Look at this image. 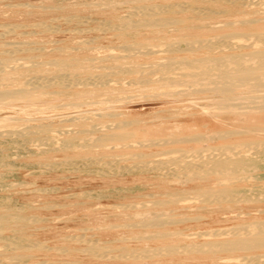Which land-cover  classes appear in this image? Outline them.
Listing matches in <instances>:
<instances>
[{"label": "bare ground", "instance_id": "bare-ground-1", "mask_svg": "<svg viewBox=\"0 0 264 264\" xmlns=\"http://www.w3.org/2000/svg\"><path fill=\"white\" fill-rule=\"evenodd\" d=\"M10 1L11 0H0V4L3 3L4 8H7L3 13H10L15 16L16 13L19 12H29L26 7L27 5ZM90 5L87 2H82L78 6L88 7ZM56 7L60 9L62 7L68 8V3L57 5ZM175 8L176 7L172 5L133 7L127 15H117L120 23L115 28L125 33L128 32L132 34L134 32L138 35H141L143 31L154 32L174 29L175 26L184 25L183 20L174 16H168V14H174L176 12ZM183 10L184 8L179 7L180 12L185 11ZM67 17L65 21L69 24L70 22L77 21L79 16L71 15ZM86 22L88 21H85V23ZM59 23V25L62 24L61 22ZM70 24L69 26H71ZM29 27H33V30L25 31V28ZM50 27L52 26L45 24V22H36L33 24H24L17 21L0 23V107L36 106V108L32 110V113L29 114L31 119H37L35 121L36 123H32V125L29 124L30 126L26 128L21 127V130L20 128H18L19 130H13V134L15 135L11 136L22 138L24 141H29V143L34 140H45V142L53 140L55 136L50 135L51 132L54 131L52 125L56 124L58 126V124L55 122H41L39 120L42 119L38 117L37 114L44 113L45 110L62 109V107L65 108L67 106L69 108L70 105L105 104L107 101H102L100 99L91 101L92 99L90 100V98L94 100V97L91 95L90 98L85 100L73 101L60 105L55 102L57 99L56 97V99L50 100H43L44 98L65 94L71 96L75 95V97H77V92H74V90H94L99 86L106 87L109 85L114 86L115 84L119 86V89H122L125 87L122 81L125 80L128 74H137L133 81H129L133 83V86L136 84L153 89L156 88L157 85H160V87L166 88L165 92L154 93L148 96L163 99L171 98V100L175 101V104H177L176 101L178 102V100L185 95L205 94L206 96L200 98H209L214 104L212 111H201L198 113L189 111L176 112L174 110L172 111V109L164 112H156L154 115L156 118L155 121H159V123L164 125H171L167 133L164 131L163 133L156 134L168 136L161 137L158 140H130L128 143L125 142L117 147V149H137L139 147L163 145L183 147L186 151L184 150L175 155L172 154L171 151H167L166 155L163 156L161 155V150L159 153L156 152L157 154L154 153L155 155L152 153L155 157L159 156L158 158L149 160L145 158H151L153 155L147 154L146 152L142 153L136 151L134 153L132 152L130 155H115L113 159H116V162L117 160L135 161V164H133L135 167L144 169L147 173H153L154 176L164 179L165 183L161 185V187H164V190L158 193L161 195V198H156L157 196L152 194L151 196L155 197H153L152 200H150V196L148 202L135 204L126 203L122 205L121 210H117L115 205H109L104 208L106 210L105 213H102L104 216L95 214L96 210L89 207L86 202L73 204L72 206H79L78 210L85 213L83 216L88 223L93 225L94 223L98 224L96 228H74L75 230L64 231L61 237L53 240L47 233L64 228L60 223L56 222V216L50 215L49 213V217L46 219H50V217L54 216L53 221L50 219L51 223L48 226H41L40 223L43 221L41 215L31 216V214H28L27 208L32 209L30 205H28V207L23 204V206H18L13 204V201L8 202L5 198L0 199V245L4 247V249L0 250V257L1 260L2 258L6 260L0 261V264H159L155 261L167 257H178L181 258L182 264H189L187 261L188 258L204 254L211 255L214 258H218V256L221 255L230 257L232 260L229 261L228 264H264V210L260 211L259 218L230 228H223L221 226L230 222V220H236V217L229 216L228 219L230 220H225L224 222L221 221L220 216V213L224 211L225 213H232L233 211L236 212L235 210H239L242 211L239 216H243L242 213H244L248 217L250 213H247L244 209H248L252 204L256 205V203H261L264 200L263 190L259 192L251 190L243 191L239 188L237 190L236 188L234 189V187H225L224 184L226 180L225 182L223 181L225 177H231L232 179L230 180H232L234 184L238 178L237 175H242L241 173L247 170H252L256 167H260L264 170V141L243 142L237 146L238 148H242V150L247 147H252L251 149L254 148V153H252L254 154L253 158L243 156L239 150H237L236 146L229 148L217 146L201 148L199 146V143L205 141L212 143L213 141H217L219 143L222 139H230L237 133L249 130H256L264 135V128H255L256 125H264V123H258L253 120L251 122L235 123L233 121L228 122L226 121L228 119L225 118L234 114L244 115L250 113L254 116L259 115V117L260 114H264V94L249 99V101H247V99L246 102H243L242 106L238 103L234 104L231 102L234 96L240 94L251 96L256 92H264V35L253 36L254 38L249 39V42L241 45L238 44V41L234 40L238 37L224 35L219 41L216 39V42L213 40L205 42L202 40H188L185 47L178 44H167L168 46H164V48L143 46L141 44L144 43L142 42L144 39L139 38L132 41L129 46L120 47L122 54L104 57L101 60H124L132 58L137 60L142 57H155L157 55L162 56L161 59L148 63L147 66L137 61H132L127 66L104 65L105 67L101 69V72L94 74L91 72L93 69H91L90 66L93 59L80 55L82 52L90 51L91 47L88 44L91 43L92 40L89 42L84 39L85 41L83 40V43H80V45L78 43L77 46L74 47H66V45L65 47L56 48L55 50H57V52L61 51L68 53L65 58L56 57V59H51V57L45 58L47 52L44 51L45 48L39 46L38 43L29 42L27 40H8V37L13 35L16 37H25L26 35L49 32L51 30ZM37 28L38 30H35ZM103 28H101V30ZM56 29H58V27ZM108 29L113 30L112 27ZM84 31L81 32L83 33ZM210 52L213 54H201ZM196 54H201L202 56L197 58L195 56L190 57V55ZM54 57L55 56H53V58ZM37 70L44 74L50 71L59 72L52 76L42 74L33 78L26 77L28 72ZM155 75H157L156 78L154 77ZM11 85H13V87H11ZM192 85H197V87H191ZM182 86L186 87L178 88ZM52 88H58L59 90L58 92H53ZM239 107L244 110L239 111ZM201 115L204 117H200ZM99 116L101 118L103 117V119L106 117H109V119L115 117L116 119H113L114 122L112 124L100 127L98 126L100 123L88 124L86 122L89 120L88 118L80 116L71 118L70 120L72 121L85 122L87 126L84 125L86 127H82V129L78 131H70L66 130V128L61 129L60 133L58 132L57 134H62L59 135L62 137L58 139L61 140L60 142H62L63 147L66 149L72 148L77 145L79 139H83L84 146L89 147L90 144L87 143L88 139L84 137H93L94 141H91L93 142V146L102 148L103 150L107 148L113 150L114 146H107L109 141L121 138L120 135H123L126 129L131 128V126L138 122H144L141 119H125L121 113L106 112V114H100ZM188 116H196L198 119L188 120L186 119ZM96 120L94 119V121ZM7 121L8 117L0 115V122ZM67 122L68 121L65 123ZM57 131H59V128ZM1 132L0 139H3L5 135ZM10 132H12V130ZM151 134L152 133L149 135ZM7 136L11 138L9 134ZM105 161L108 160L105 159ZM76 165L78 164L76 163ZM90 165L91 163H87V167ZM110 167L112 168V165ZM115 167L116 166L113 168ZM130 168L131 167H129V169ZM122 169L123 168H121V171ZM99 171L101 170H98V172ZM103 173L107 172H102V174ZM107 174L110 175V173ZM243 176L248 175L243 174ZM178 181H185L187 185L186 189L181 190L175 187ZM2 188H4V186ZM187 198L194 200V202L179 208L180 201H184ZM67 206H71V204H67L66 207ZM177 206L178 208L176 209L175 207ZM53 207L48 206L46 209L50 210ZM61 207L65 208V205H61ZM130 210L132 212H128ZM203 217H206V219H203ZM113 221L117 222L114 223ZM181 224H189L198 229H173V227H178ZM200 227H205L207 230H202ZM92 229L99 230L100 234H90ZM188 229L192 230L188 231ZM120 232H125V234L128 235L127 240L130 242L140 241L148 243V245L135 246L127 243L121 244L123 240L121 235L119 236ZM87 233L89 237L86 235ZM109 235L110 238H107ZM195 238L197 241L192 242ZM149 242H154V244L149 245ZM155 242H158V244H155ZM55 255H68L69 258L64 260L57 258L53 259ZM77 256L81 258L78 259L76 258ZM26 259H31V262H26ZM197 264L206 263L199 262Z\"/></svg>", "mask_w": 264, "mask_h": 264}, {"label": "rangeland", "instance_id": "rangeland-1", "mask_svg": "<svg viewBox=\"0 0 264 264\" xmlns=\"http://www.w3.org/2000/svg\"><path fill=\"white\" fill-rule=\"evenodd\" d=\"M11 1H13V3L17 2V3L27 5L26 7L28 8L29 12L16 13L15 16L17 15L19 16L20 14L22 16L20 15L19 17L18 16L15 17L10 13H7V14L3 13L7 8L6 7L4 8L3 3H1L0 4V23H10V22L17 21V22L24 23V24H33L36 22H45V24L51 25L52 27H50L51 30L49 32H43L41 34L40 33H37L35 35L31 34L28 36L26 35L25 37H19V36L16 37L15 35H13V36L8 37L9 41L27 40L29 42L38 43L39 46L44 47L45 48L44 51L47 52V55L45 56V58L51 57V59H56V57L65 58L68 55V53L66 52H61V51L57 52V50H55L56 48L65 47L66 45H67L66 47H74V46H77L78 43L79 45L80 43H83L84 39L89 42L90 40H92L91 43H89L88 45L93 50L90 48V51H87V52L85 51L86 53L82 52V54L80 55L91 57V59H93L90 66H91V69H93L91 70V72H93L94 74L101 72L102 71L101 69H103L105 66H111V65H126L127 66L132 61H137L147 66L148 63L160 60L162 57L160 55H157L155 57H142L137 60L136 59L134 60V58L124 59V60L110 59L108 61L101 60L104 57H111L112 55L122 54L120 47L129 46L132 41H135L139 38L144 39L142 40V42L144 43L141 44L143 46L145 45V46L154 47V48L155 47L164 48V46L166 47L169 44H174V45L178 44V45H181L182 47H185L186 42L188 40H202L204 42L213 40L216 42V39L217 41H219L220 39L224 37V35L225 36L228 35L229 37H238L237 39H234V40L238 41L239 42L238 44L241 45V44H245L246 42H249L250 41L249 39L254 38L253 36L264 35V0H11ZM82 2H87L89 3V5L90 4L91 5L88 7L78 6ZM64 3H68V8L62 7L60 9L56 7L57 5H62ZM151 5H163V6L172 5L176 7L175 8L176 12L174 14H168V16H174L178 19L183 20L184 25H179L180 27L175 26L176 28L174 27V29L172 28V29H167V30H160L161 32L154 31L155 33L152 31H146V32L143 31L142 32L143 34L141 33V35L135 34L134 32L132 34L127 32L128 33L127 34L115 28L120 23V21H118V16L127 15L128 12L133 9V7L151 6ZM179 7L184 8L185 11L183 10L184 12L182 11L180 12ZM71 15H75L79 17L77 21H73L72 23L70 22L71 24L70 23L69 24L71 26H69L68 22L65 21V18ZM85 21H88V22L85 23ZM59 22H61L62 24L59 25L60 24ZM57 27L58 29H56ZM109 27H112L113 30L111 29L109 30L108 29ZM101 28L103 29L101 30ZM30 30H33V27L25 28V31H30ZM35 30H38V28ZM81 31H84V32L82 33ZM240 40H243V41H240ZM51 44L53 45L58 44V45L53 46ZM201 54L211 55L213 53L210 52V53H201ZM201 54L190 55V57L195 56L197 58L199 56H202ZM52 55L55 57L53 58ZM57 72L59 71H52V72L50 71L48 73L45 72L46 74H44V73H41V71L39 72L38 70L30 71L26 74V77L33 78L35 76H40L42 74L46 76L47 75L52 76L53 74ZM127 76L125 80L122 81V83L124 82L123 84L125 85V87H123L122 89L121 88L119 89L118 88L119 86L115 84L114 86L113 85L106 86L107 88L99 86L97 89H94V90L92 89L91 90H87V89L74 90V92H77V95H76L77 97H75V95L71 96L69 94H65V95L53 96V97L48 96V98H44L43 100H50V99L57 98L55 102L60 105L71 103L73 101L85 100V99L90 98L91 95L94 97V100L93 98H90V100L92 99L91 101H95L97 99H100L102 101H107L105 102V104L96 103L97 105L96 104L79 105V106L70 105L69 108L67 106L65 108L62 107V109L60 108V109L47 110V111L45 110L44 113L37 114V116L42 119L39 121L55 122L59 126L58 127L56 124L52 125V129H54V131H52L50 135H53L55 137H53L54 138L53 140H49L48 142L46 141L47 143L45 142V140H34V141H30L31 143H29V141L28 142L27 140L24 141V139L22 138H16L14 136H11V135H15L13 134V130H19L18 128H20L21 130L22 129L21 127L26 128L30 126L29 124L32 125V123L33 124L36 123L35 121L37 119L35 120L31 119L29 115L30 113H32V110L36 108V106L0 107V115L4 117H8L7 122H0V132L2 131L1 133L5 135L3 136L4 137L3 139H0V163H2L0 164V176H2L0 177L1 178L0 179V188H1L0 189V199L5 198L7 199L8 202L13 201L12 203L18 206L27 205L28 207V205H30L32 209L26 207L28 209L27 210L28 214H31V216L41 215V218L43 219V221L40 223L41 226H48L51 223L50 219L53 221L54 216H56V219H55L56 222L60 223V225L63 226L64 228L56 229L54 231H50L47 233L53 240H56L58 237H61L64 234V231L75 230L74 228H78V227L96 228L98 227V224L94 223L93 225L91 223H88L84 219V216H83V214L85 213H83V211L78 210L79 206L78 207L72 206L73 204H79L82 202H86L88 203L89 207L94 208L96 210L95 214L104 216V214H102V213H105L106 211L104 208L108 207L109 205H113V206L115 205L117 207V210H121L122 205L126 203L135 204V203H140V202H148L149 197L152 194L157 196L156 198H161L160 197L161 195H159L158 193H161L164 190V187H161V185L165 183L164 179L154 176L153 173H150V172L147 173V171H145L144 169L135 167L133 165L135 164V161H132V160L131 161H128V160L118 161L117 160L116 162V159H113V158L115 157V155H118V154H119L118 156L130 155L132 152L134 153L136 151L142 152V153L146 152L147 154L153 155L154 153L156 152L159 153L162 150L161 155L163 156L166 155L167 151H171L172 154L175 155V154H178L179 152H183L184 150L186 151V149H184L183 147H179V146H163V145L139 147L137 149H134V148L133 149H121V148L117 149V147L120 146L121 144H124L125 142L128 143L130 140H137V139L158 140L161 137L168 136V135H157L156 134V133H163L164 131L165 133H167L169 126L171 127V125H164V124L159 123V121H155L156 118L154 117V115L156 112H160V111L164 112L170 109L176 112L189 111V112H196V113L201 112V111H212L214 102L209 98L207 99L200 98V97L206 96L205 94H202V95L201 94L199 95L188 94V95L183 96L180 100H178V102L176 101L177 104H175V101L171 100V98L163 99V98L148 96L154 93H160L163 91L165 92L166 88L160 87V85H157L156 87L157 89L156 88L149 89L146 86L136 85V84L133 86V83H130L129 81L131 80L133 81L136 78L137 74L136 75L128 74ZM154 77L156 78L157 75H155ZM11 87H13V85H11ZM185 87L186 86H182L178 88H185ZM191 87H197V85H192ZM58 90H59L58 88H52L53 92H58ZM263 94L264 92H260V93L256 92L255 94H252L251 96L246 95V94L244 95L240 94V95L234 96V99H232L231 102L234 104L238 103L240 106H242L243 102H246L247 99H248L247 101H249V99L259 97L260 95H263ZM238 110L243 111L244 109L239 107ZM106 112L107 113H121L123 114V117H125V119H133V120L141 119L144 122L143 123L138 122L134 124L133 126H131V128L126 129L124 131V134L120 135L121 138H117L112 141H109L107 143V146L108 147L114 146L113 150H110L107 148V149H104L105 150L104 151L102 148L93 146V142H91V141H94L93 137H84L85 139H88L87 143L90 144L89 147L84 146L83 139H79V141H77V145L73 146L72 148L66 149L63 147L62 142H60L61 140L58 139L59 137H62V136H59L62 134H57L58 132L60 133L61 129L66 128V130L78 131L79 129H82V127L85 128L87 126L86 125L87 123L88 124H93V123L99 124L100 123L98 125L100 127H104L105 125H110L116 119L115 117H112L110 119L109 117L108 118L106 117L103 119V117L101 118L99 116L100 114H106ZM76 116H80V117L88 118L89 120L90 119L92 120L90 121L87 120L86 121L87 123L76 122V121L70 120L71 118H74ZM200 117H204V116L201 115ZM258 117L259 115L254 116L253 114L247 113L244 115L234 114L231 116H227L225 118L228 119L226 121L228 122L233 121L235 123H244L247 121L251 122L252 120L258 123H264V114L263 115L260 114V117L259 118ZM117 118H120V117H117ZM195 118L196 120L198 119V117L196 116L186 117V119L188 120H194ZM94 119L95 120L97 119V120L94 121ZM11 120H15L16 122L11 121ZM59 120H63V121L57 122ZM69 120L71 123L69 122ZM66 121L68 122L65 123ZM58 128H59V131H57ZM255 128H264V125H256ZM11 130L12 132H10ZM150 133L152 134L149 135ZM8 134L10 135L11 138L7 136ZM251 141H261L262 142L264 141V135L259 131L249 130L246 132L237 133L233 135V137L230 139H227V138L222 139L219 143L217 141H213V143L205 141V142L199 143V146L201 148H207L210 146L229 148L233 146L237 147L243 142H251ZM249 148L250 147L243 148V150H245L243 151L242 148L237 147V150H239V152L243 156H247V158H253L254 154L252 153H254L253 151L254 148L253 149H251L252 147L250 149ZM87 149L89 150V152ZM154 155L151 156V158L149 157L145 159L149 160V159L159 157V156L155 157ZM105 159L108 161H105ZM76 163L78 165H76ZM87 163H91V165L87 167ZM111 165H112V168L114 166L116 167L112 169L110 167ZM129 167L131 168L129 169ZM121 168H123L122 171H121ZM98 170H101V171L98 172ZM102 172L110 173V175L107 173L102 174ZM142 173H145V174H142ZM241 174L242 175L239 174L240 176L237 175L238 178L236 179V182H234V184L232 180H230L232 179L231 177H225L223 179L224 182L226 180V183L224 184V186L234 187V189L236 188L237 190L239 188L240 190H243V191H249V190L258 191V192L261 190L264 191V170L262 168L256 167L252 170H247ZM243 174L248 175V176H243ZM3 186L4 188H2ZM175 187L183 190V189H186L187 185L185 181H182V182L178 181V183L175 184ZM153 197L154 196H151L150 200H152ZM187 199H185L184 201L181 200L183 202L180 201L179 208L184 205L187 206L188 204L194 202V200H191L190 198H187ZM67 204H71V206L66 207ZM61 205H65V208L61 207ZM45 206L46 207L51 206L53 208L50 210H47ZM37 207H39L40 209ZM175 208L177 209L178 206ZM244 210L247 211V213H250V215L248 214V217L244 213H242L243 216H239V214L242 212L239 210H235L236 212L233 211L232 213L231 212L225 213V211L221 212L220 213L221 221L225 222V220H230L228 219L229 216L236 217V220H237V221L230 220V222L223 224V226L221 227L223 228L235 227V226L241 225V223L250 222V221H253L259 218L260 211L264 210V200L261 203H256V205L252 204L251 207L249 206L248 209H244ZM128 212H132V211L130 210ZM49 213L50 215H54V216L50 217V219H46L47 217H49L48 215ZM203 219H206V217H203ZM113 222L115 223L117 221H113ZM85 223L88 225H86ZM181 228L198 229L189 224H181L178 227H173V229H181ZM201 229L207 230V228L205 227ZM190 230L192 229H188V231ZM90 234L92 235L100 234V231L92 229ZM86 235L89 237L88 233ZM120 235L123 240L121 244L127 243L129 245H135V246H144L146 244L148 245V243H145V242L128 241L127 240L128 235H126L125 232H120L119 236ZM107 238H110V235ZM196 241L197 239L195 238L192 242H196ZM175 242H179V241H175ZM153 244L154 242H149V245H153ZM155 244H158V242L157 243L155 242ZM0 247H1L0 250L4 249L2 245H0ZM224 256L225 255H221V256H218V258H214L211 255L204 254L200 256H192L188 258L187 261L189 262V264H197L199 262H205L206 264H228L229 261L232 260V258L224 257ZM54 258L64 260V259H68L69 256L68 255H55L53 256V259ZM76 258L79 259L81 257L77 256ZM0 261H6V260H3V258L1 260V257H0ZM25 261L30 263L31 259L30 260L26 259ZM181 261H182L181 258H178V257H175V258L167 257V258L160 259L159 261L157 260L155 262L159 264L161 263L163 264H182Z\"/></svg>", "mask_w": 264, "mask_h": 264}]
</instances>
